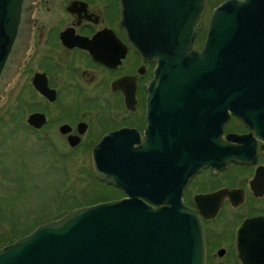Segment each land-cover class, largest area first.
<instances>
[{
  "label": "water",
  "instance_id": "95a60500",
  "mask_svg": "<svg viewBox=\"0 0 264 264\" xmlns=\"http://www.w3.org/2000/svg\"><path fill=\"white\" fill-rule=\"evenodd\" d=\"M176 1L179 21L138 23L131 41L143 60L157 64L144 143L136 146L139 132L124 129L93 150L98 178L125 197L37 227L1 249L0 264H206L202 219L183 194L205 168L257 160V141L264 142V0L215 8L201 52L193 45L207 0ZM32 7L33 0H0V104L30 49ZM232 115L251 133L224 139ZM241 193L222 189L196 201L200 209L214 204L203 213L208 219Z\"/></svg>",
  "mask_w": 264,
  "mask_h": 264
},
{
  "label": "flooded vegetation",
  "instance_id": "af4514ba",
  "mask_svg": "<svg viewBox=\"0 0 264 264\" xmlns=\"http://www.w3.org/2000/svg\"><path fill=\"white\" fill-rule=\"evenodd\" d=\"M174 2L33 0L30 49L0 104V111L6 109L0 115V130L11 109L20 110L12 118L21 113L17 124L38 137L53 163H63L65 183H69L73 150L92 153L105 136L124 129L138 131L141 142L136 146L143 144L150 125L149 88L157 64L143 60L131 41L140 34L138 23L179 21ZM211 4L207 0L206 13ZM204 23L194 40L195 51L204 47L208 20ZM132 91L134 97L129 99ZM34 114L38 117L31 124ZM249 133L243 121L232 115L223 137ZM257 142L255 163L205 168L185 189V206L196 209L202 219L206 264H264V142ZM204 175L207 178L201 182ZM212 179L219 182L210 185ZM222 189L241 191L242 199L226 197L215 216L206 219L205 212L210 213L214 204L201 210L196 198ZM120 193V198L125 197Z\"/></svg>",
  "mask_w": 264,
  "mask_h": 264
},
{
  "label": "rangeland",
  "instance_id": "374dc122",
  "mask_svg": "<svg viewBox=\"0 0 264 264\" xmlns=\"http://www.w3.org/2000/svg\"><path fill=\"white\" fill-rule=\"evenodd\" d=\"M219 2L212 0L206 19ZM15 112L20 110L11 109L0 130V246L31 233L39 224L60 220L69 210L122 196L120 190L98 180L92 153L84 148L71 152L69 183H65L63 163H53L38 137L17 124L21 113L12 118ZM215 181L219 182L212 179L210 185ZM200 184L197 187L202 189Z\"/></svg>",
  "mask_w": 264,
  "mask_h": 264
},
{
  "label": "trees",
  "instance_id": "16d2710c",
  "mask_svg": "<svg viewBox=\"0 0 264 264\" xmlns=\"http://www.w3.org/2000/svg\"><path fill=\"white\" fill-rule=\"evenodd\" d=\"M107 200L105 199V200H102V201H93V202H91V203H89V204H87V205H94V204H97V203H100V202H106Z\"/></svg>",
  "mask_w": 264,
  "mask_h": 264
}]
</instances>
